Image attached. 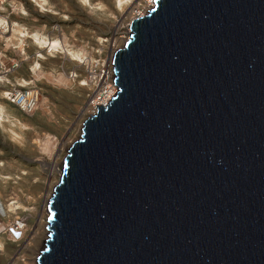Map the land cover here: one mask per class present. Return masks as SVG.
Returning a JSON list of instances; mask_svg holds the SVG:
<instances>
[{
  "label": "water",
  "instance_id": "95a60500",
  "mask_svg": "<svg viewBox=\"0 0 264 264\" xmlns=\"http://www.w3.org/2000/svg\"><path fill=\"white\" fill-rule=\"evenodd\" d=\"M112 65L38 264H264V0H154Z\"/></svg>",
  "mask_w": 264,
  "mask_h": 264
},
{
  "label": "rangeland",
  "instance_id": "374dc122",
  "mask_svg": "<svg viewBox=\"0 0 264 264\" xmlns=\"http://www.w3.org/2000/svg\"><path fill=\"white\" fill-rule=\"evenodd\" d=\"M151 2L0 0V264H34L43 249L47 230L40 217L60 163L100 98L112 51ZM34 34L59 47H40ZM25 87L38 92L31 114L5 95ZM17 219L26 227L14 240L10 228Z\"/></svg>",
  "mask_w": 264,
  "mask_h": 264
},
{
  "label": "bare ground",
  "instance_id": "6f19581e",
  "mask_svg": "<svg viewBox=\"0 0 264 264\" xmlns=\"http://www.w3.org/2000/svg\"><path fill=\"white\" fill-rule=\"evenodd\" d=\"M85 2L87 1V0H84ZM152 3V2H151ZM153 5V4H152ZM152 5H151V8H152ZM150 8V9H151ZM149 9V10H150ZM144 16V15H143ZM139 17H141V16H139ZM138 18V17H137ZM15 31V30H14ZM20 35H21V37H24V36H26V37H28V33H23V32H21V31H17ZM128 33H129V26H128ZM30 37H32L34 40H35V42L40 46V47H42V46H44V45H46V47L47 48H49L50 49V51H52V50H55V49H57L58 47H59V43L57 42V41H49V42H47L45 39H43L42 37H40L39 35H36V34H34V35H30ZM128 38V37H127ZM127 39L126 38H124V41H126ZM115 51H116V49H114L113 51H112V54H111V56H110V60H109V65H108V67H109V69H108V71H106L105 72V76H106V82L104 83V84H101V88H100V90H99V99L98 100H101V102H98V100H96V101H94V108H93V111H92V115H94L95 114V112H96V110H97V106L98 107H100V106H105V105H107L108 104V102H109V100H110V98L112 97V96H114V94H115V92H116V87H115V85H114V82H113V79H114V74H113V65H112V58H113V55H114V53H115ZM102 85H103V87H102ZM5 95H7V93L5 94ZM91 115V116H92ZM90 117V116H89ZM69 149V148H68ZM66 154H67V151H66ZM62 163H63V161L60 163V168H61V166H62ZM59 167V164L57 165V167L56 168H58ZM61 170V169H60ZM59 173H60V171H59ZM55 184V183H54ZM53 187H54V185H52V188H51V195H52V193H53ZM49 200V199H48ZM48 200H46V203H45V211H43L42 212V215H41V217H40V220H43V217L45 218V223L43 224V230H45V232H46V230L47 229H45V227H47L48 226V223H47V203H48ZM47 225V226H46ZM48 234V233H47ZM38 257V256H37ZM37 257H36V259H35V261H34V264H38V262H37Z\"/></svg>",
  "mask_w": 264,
  "mask_h": 264
},
{
  "label": "built area",
  "instance_id": "2783aa9c",
  "mask_svg": "<svg viewBox=\"0 0 264 264\" xmlns=\"http://www.w3.org/2000/svg\"><path fill=\"white\" fill-rule=\"evenodd\" d=\"M153 2L154 0H152V4ZM148 11L149 10H147L145 14ZM6 93V99L8 100V102L14 104L24 114H31L36 110L38 105V92L33 88H14L10 91H7ZM25 227V223L20 219L14 220L12 222L10 234L12 235L14 240L20 238Z\"/></svg>",
  "mask_w": 264,
  "mask_h": 264
}]
</instances>
